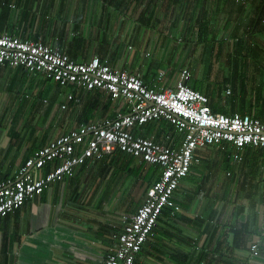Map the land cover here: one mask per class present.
I'll return each instance as SVG.
<instances>
[{"label":"crops","instance_id":"crops-1","mask_svg":"<svg viewBox=\"0 0 264 264\" xmlns=\"http://www.w3.org/2000/svg\"><path fill=\"white\" fill-rule=\"evenodd\" d=\"M262 12L264 0H0V33L59 45L80 61L99 56L112 67L140 72L145 82L165 88L175 86L179 72L187 68L193 74L190 84L210 91L218 112L253 115L263 105H251L253 91L242 100L240 88L248 87L250 81V86L257 81L264 84V72L248 73L252 68L264 69V65L251 68L248 64L254 62L248 58L251 55H259L257 61H264ZM199 20H205V35L196 29ZM170 40L184 42L182 51L187 49L190 56L199 49L205 68L200 69L202 63L195 59L192 66L189 62L173 69L167 77L159 65ZM154 47L158 54L153 52ZM237 51L248 56L246 68L240 71ZM218 62L224 64L221 66L227 68V74L219 79L214 75V81L221 83L216 97L211 68ZM196 68L202 73L207 69L206 80L205 74L201 78L197 75ZM162 73L163 79L158 82ZM229 87H239L238 98H233L232 92L227 94ZM63 88L69 91L65 96ZM63 104L67 107L62 108ZM127 111L124 100L113 99L105 90L61 87L21 67L0 65V182L15 177L33 152L55 137L81 123H100ZM59 117L61 124H66L69 117L72 126L59 128ZM165 123L152 129L149 123L135 126L132 132L160 141L172 129ZM216 149L204 151L201 163L192 166L175 192L176 201L183 203L196 194L189 207L177 201L180 211L172 214L170 208L164 210L136 264H264V164L256 191L250 194L253 183L245 182L248 185L237 195L243 186L235 185L233 171L225 168L233 165L236 177L244 181L250 168L248 163L243 165L245 155L242 162L235 163L222 160ZM119 152V160L111 155L78 166L72 176L53 182L41 196L26 200L16 211L0 218V264H102L114 243L113 234L123 228V216L133 214L144 199L136 201L129 194L116 213L102 201L97 207L96 194L79 190L94 174L96 177L104 171L105 179L113 164L120 163L129 176L128 154ZM50 169L48 165L44 172ZM144 180L137 178L134 185L140 181L145 196L148 180ZM192 180L198 183L194 185ZM205 183L212 193H198ZM253 243L259 246L258 256H251Z\"/></svg>","mask_w":264,"mask_h":264},{"label":"built area","instance_id":"built-area-1","mask_svg":"<svg viewBox=\"0 0 264 264\" xmlns=\"http://www.w3.org/2000/svg\"><path fill=\"white\" fill-rule=\"evenodd\" d=\"M4 64L40 74L61 87L105 90L113 99L124 100L129 111L100 123H81L37 148L15 177L0 182V218L41 196L53 182L72 176L78 166L116 150L160 167V176L147 189L143 203L133 214L123 216L122 231L113 234L114 243L102 264H136L164 210L180 211L175 192L192 166L201 163L208 147L229 144L236 149L232 161L238 163L247 146H264V118L213 111L210 97L190 84L193 74L187 68L179 72L175 86L165 88L145 82L140 72L112 67L99 56L80 61L59 45L1 32L0 65ZM157 79L161 82L163 73ZM226 92L230 94L231 88ZM158 120L172 126L160 141L132 132L135 126ZM48 165L51 169L44 172ZM250 251L251 256H258V244L253 243Z\"/></svg>","mask_w":264,"mask_h":264},{"label":"rangeland","instance_id":"rangeland-1","mask_svg":"<svg viewBox=\"0 0 264 264\" xmlns=\"http://www.w3.org/2000/svg\"><path fill=\"white\" fill-rule=\"evenodd\" d=\"M117 42H118V39L115 40V43ZM183 44L184 42H178L175 40L169 41V44L164 54L165 59H163L159 65L160 67L159 70L166 72L167 77H168V74L173 69L189 65V62H191L190 66H192V63L195 59L198 64L202 63V66L200 69L205 68L204 67L205 60L202 61V52L199 49H196L194 54L190 56L189 51L187 49H184V51H182ZM153 52H155V54H158V49L154 47ZM237 60L240 63V64L237 63L238 65L237 67H239V71L241 68H246V66L240 62L239 58H237ZM260 61H261V65H263L264 61H262V58L260 59ZM232 64H233V61H231V65ZM248 64H249V67L251 68L255 66L253 62H250ZM221 65H224V64H221V62H218V64L212 63V68H211V76H212L211 85L213 86L212 89L216 93V97H217L219 86H221V83H219L218 81H214V75L218 74V79H219L222 75L227 74L226 72L227 68H223V66ZM254 72L255 73L258 72V74L260 73L262 74L264 72V69L259 68L258 70H254V68H252L251 70L248 71V73H254ZM196 73L200 78L203 76V74H205L204 78L205 80L207 79V69L205 72L203 71L202 73V70L199 72L198 68H196ZM251 84H252V81H250V84L248 86V93L252 92V90L256 91L257 85L260 84V82L259 81L255 82L254 86H250ZM263 86L264 84L262 83V87ZM237 90L239 91V87H237ZM62 91H63L62 95L64 96L67 94V92H69L68 90L64 88ZM224 91L225 90L222 88V95L224 94ZM262 93H264V90H262ZM68 118H66L67 120L66 124H61L62 119L59 117V119L57 120L58 122L57 124L61 126H58V127L59 128L62 127L63 130L69 129L72 126V122L70 121L68 122ZM165 124H166L165 121L158 120L153 123H149L147 126L148 128L152 129L156 125H165ZM208 148H213V147L210 146ZM124 170L125 168L123 169L120 163H119V166L118 165L115 166L113 164V167L110 169L105 179L103 178L104 171L102 172V174L96 177L94 174L92 178L88 180L89 183H87L86 187L84 188L83 186L81 190H79V192H83V193L87 192L89 195L96 194L94 201L97 207L100 206L99 201H102L105 206H108L110 209L118 213L122 210V206L125 205L123 204V202L125 201V198L129 194H131L135 198L136 201L137 200L140 201L145 198V196L143 195L144 190L142 188L143 186L141 185V182L139 181L138 184L134 185L136 176L135 175L126 176L127 173ZM97 177L98 179H95ZM216 180H217V177H216ZM218 181L220 180L218 179ZM192 182L194 185L198 183V181H194V180H192ZM192 182H187V184L192 185ZM200 210H202V207L200 208Z\"/></svg>","mask_w":264,"mask_h":264},{"label":"trees","instance_id":"trees-1","mask_svg":"<svg viewBox=\"0 0 264 264\" xmlns=\"http://www.w3.org/2000/svg\"><path fill=\"white\" fill-rule=\"evenodd\" d=\"M261 15H264V12H262V14ZM205 23V20L203 21H197L196 22V26H197V30L198 31H201V35H205V33L208 31L207 29H206V27H207V25L206 24H204ZM195 26V27H196ZM194 27V28H195ZM211 30V29H210ZM236 44V43H235ZM219 56H221L220 54H219ZM252 56V55H251ZM244 56V55H242L240 52H238L237 51V57L240 59V62L242 63V64H244V65H246L248 62H246V57H248V58H252V59H254L253 61V63L255 64V66L256 67H258V66H261V62H259V61H257L258 60V58L260 57L259 55H255V56ZM245 59V60H244ZM227 61L230 63V61H232V60H230L229 61V57L227 58ZM238 63H239V61H238ZM240 64V63H239ZM233 65V66H232ZM232 65H230L231 66V68H235L236 66H235V64H232ZM264 65V64H263ZM264 67V66H263ZM24 69V68H23ZM28 71V70H27ZM233 73H234V70H233ZM194 88H196V89H198L199 90V88L198 87H196V86H193ZM262 90H264V86L262 87V85L261 84H258L257 85V90L256 91H253V94H254V98L252 99V106H256V105H263V107H262V109H261V111L260 112H258V113H256V114H253V116H255V117H260V118H264V93H262ZM201 91V90H200ZM203 91V90H202ZM204 93H206L207 95H209V97H210V100L212 99L211 98V96L213 95L210 91H207V92H205V91H203ZM97 93V92H96ZM232 93H233V98H238V91H237V87H234V88H232ZM240 93L241 94H243V96L244 97H242V100H245L246 99V96L248 95V87H241L240 88ZM93 97V96H92ZM213 97V96H212ZM213 100V99H212ZM212 100L210 101V104H211V106H213L212 107V109H213V111H217L218 109H216V107L213 105V102H212ZM90 110H92V108L90 109ZM93 112V111H92ZM91 112V113H92ZM94 113V112H93ZM234 112H232V113H227V114H233ZM70 131V130H69ZM211 147H215V148H217L216 150H217V153H218V155H220L221 156V159L222 160H225V159H229V160H232V158H231V155H232V153L233 152H235V148L234 147H230L229 146V144H225V148H221L220 146H211ZM209 148H207L206 150H208ZM116 154H118L117 156H116ZM203 154H204V151L202 152V154H201V156H203ZM112 156H115V158H120L121 156V153L119 152V150H116L113 154H111ZM111 155H107V157L106 156H104L105 158H109V156H111ZM244 155H245V160H244V163H243V165L245 164V163H248V166L250 167L249 168V170H248V172L246 173V175H245V177H244V181H242L241 182V180H239V178H237L236 176H238L237 175V172H235V170H234V166L233 165H229V166H227L226 165V168H225V171H227V170H229V169H231L233 172H232V181H233V183L235 184V185H237L238 183H240L243 187H239V189L237 190V195H239L238 193H241V190H243V188H244V186L245 185H248L247 183H245V182H251V183H253V189H251V192H250V194L251 193H253V192H255L256 191V189L259 187V182H260V167L262 166V164H264V146H262V147H253V146H247L246 148H245V150H244ZM103 157V158H104ZM127 160H128V162H127V172H128V174H130V175H135L136 176V179L138 178V179H142V180H148V183H147V186H145V189H146V192H147V189L149 188V184L151 183V181L154 179V181H156L158 178H159V176H160V173L158 174V170L160 169V167L158 166V165H156V164H148V163H146L144 160H139V159H137L136 157H134V156H132V155H128L127 156ZM211 158H213V157H211ZM105 160V159H104ZM119 160V159H118ZM214 160H217L216 158L214 159ZM148 164V165H147ZM84 165V164H83ZM148 167V168H145V167ZM122 168L124 169V166H122ZM157 174H158V176H157ZM240 176H243V174L242 173H240ZM211 177V176H210ZM245 179H247V181H245ZM144 180V181H145ZM153 181V182H154ZM210 182V181H209ZM143 183H145V182H143ZM207 183V182H206ZM206 183L204 184V185H202L201 186V188H200V191H198V193H201V191H204L206 194L208 193H212V190H210L209 188H206L208 185H206ZM145 185V184H144ZM208 189V190H207ZM212 189V188H211ZM245 189V188H244ZM146 192H145V195H146ZM205 193H202V194H204L205 195ZM195 195L196 194H193L192 196H190L188 199H187V201H184V203L183 202H180L179 200H177L181 205H183L184 207H186V208H188L189 207V205L188 204H190V202L193 200V199H191L192 197H195ZM177 202V203H178ZM143 203V202H142ZM141 203V204H142ZM136 206V205H135ZM136 207H138V205L136 206ZM135 207V208H136ZM166 211V210H165ZM178 212V211H177ZM163 213H165V212H163ZM163 213H162V215H163ZM161 215V216H162ZM160 216V217H161ZM160 217H159V219H160ZM159 219H158V222H159ZM158 222H157V224H158ZM157 224H156V226H157ZM156 226L154 227V233H155V229H156ZM121 231H122V229H121ZM141 252V251H140ZM139 252V253H140ZM138 256V255H137ZM137 259V258H136Z\"/></svg>","mask_w":264,"mask_h":264}]
</instances>
